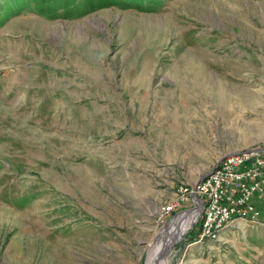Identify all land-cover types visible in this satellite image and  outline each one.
Here are the masks:
<instances>
[{
  "label": "rangeland",
  "instance_id": "rangeland-1",
  "mask_svg": "<svg viewBox=\"0 0 264 264\" xmlns=\"http://www.w3.org/2000/svg\"><path fill=\"white\" fill-rule=\"evenodd\" d=\"M256 146L264 0H0V264H147L179 186ZM255 198L169 264H264Z\"/></svg>",
  "mask_w": 264,
  "mask_h": 264
},
{
  "label": "built area",
  "instance_id": "built-area-1",
  "mask_svg": "<svg viewBox=\"0 0 264 264\" xmlns=\"http://www.w3.org/2000/svg\"><path fill=\"white\" fill-rule=\"evenodd\" d=\"M225 158L213 168V175L195 184V189L186 188L184 183L179 186L176 198L167 205L171 206L170 221L188 203L196 206L182 212L201 207L200 237L214 232L215 225L222 224L231 215L250 213L262 218L255 194L259 193L264 201V147L237 150ZM214 169H221L222 176H215ZM210 198H214L215 206L210 214H203L205 200Z\"/></svg>",
  "mask_w": 264,
  "mask_h": 264
},
{
  "label": "bare ground",
  "instance_id": "bare-ground-1",
  "mask_svg": "<svg viewBox=\"0 0 264 264\" xmlns=\"http://www.w3.org/2000/svg\"><path fill=\"white\" fill-rule=\"evenodd\" d=\"M223 160H226V158L224 157ZM223 160H221V161H223ZM218 164H216L215 167H217ZM212 170L209 171V174L206 177L213 175ZM214 173H215V176H222L221 169H214ZM205 202L206 203L203 206V212L205 214H210L211 211L213 210V206H215L214 198L206 199ZM196 208L189 210L191 212H188V211L182 212L180 215H177L176 219L173 220L172 223L169 224L168 229L163 231V233L160 235V237L151 246L147 260H146L147 264H169L170 263L169 256L171 254L170 243H171V236L173 234L172 231H173V229L179 228L181 226L182 221L185 219L186 215H188L190 217V215H193L194 212L196 214L199 210H201V207H196ZM258 219H261V218H256L255 216L250 215V213H239L236 215H231L222 224L215 225V228L213 230L214 232H212L211 234H207L206 236L214 235V234H216V232H219L220 230L222 232L227 225L232 224L236 221H240V220H242V221H244V220L254 221V220H258ZM172 225H173V227H172ZM203 237L205 238V236H203Z\"/></svg>",
  "mask_w": 264,
  "mask_h": 264
},
{
  "label": "trees",
  "instance_id": "trees-1",
  "mask_svg": "<svg viewBox=\"0 0 264 264\" xmlns=\"http://www.w3.org/2000/svg\"><path fill=\"white\" fill-rule=\"evenodd\" d=\"M198 225V224H197ZM198 229H200V225L198 226ZM199 231V230H198Z\"/></svg>",
  "mask_w": 264,
  "mask_h": 264
}]
</instances>
